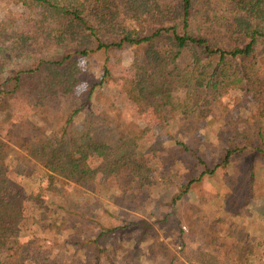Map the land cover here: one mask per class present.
Segmentation results:
<instances>
[{"label": "trees", "instance_id": "trees-1", "mask_svg": "<svg viewBox=\"0 0 264 264\" xmlns=\"http://www.w3.org/2000/svg\"><path fill=\"white\" fill-rule=\"evenodd\" d=\"M16 2L28 15L0 23V264H67L61 254L35 246V236L18 242L27 221V198L9 171L11 145L7 138L13 103L36 110L46 101L74 96L79 59L95 53L108 55L125 46L132 48L134 74L122 81L121 96L130 107L150 113L164 124L180 120L195 128L230 93L240 95V110L246 106L254 109L248 119H236V132L217 159L183 147L187 159L181 192L163 207L157 205L159 213L161 208L172 210L193 185L218 168L231 170V192L224 204L234 201L236 215L241 217L256 198L264 197V178L254 169V162L264 159V77L260 71L264 0ZM92 96L90 88L60 124L45 123L40 134L16 143L40 162L49 187L55 185L54 178H60L88 190L95 187L101 174L136 210L140 199L130 190L163 185L151 179L161 146L157 141L145 145L143 132L125 134L111 123L112 130L104 131L89 117L77 129L76 122ZM90 153L99 159L97 168L88 163ZM165 219L167 212L163 213ZM137 221L142 230L137 242L142 243L151 224ZM184 221L187 225L197 222ZM95 224L98 233L92 241L107 255L104 264H126L115 262L116 252L108 248L122 228L106 230L104 225ZM231 237L218 245L213 236L202 234L194 249H188L183 240L179 252L167 255L166 264H264L257 245L241 242L232 253L228 244Z\"/></svg>", "mask_w": 264, "mask_h": 264}, {"label": "rangeland", "instance_id": "rangeland-1", "mask_svg": "<svg viewBox=\"0 0 264 264\" xmlns=\"http://www.w3.org/2000/svg\"><path fill=\"white\" fill-rule=\"evenodd\" d=\"M27 15V10L16 0H0V23ZM260 64L264 77V59ZM78 68L80 73L74 96L46 101L43 108L36 110L18 102L12 104L13 123L7 138L11 145L8 168L22 185L27 198V221L18 242L24 243L35 236V246L40 244L49 252L61 254L62 262L104 264L107 255L102 254L101 247L96 248L92 241L98 233L95 223H100L106 230L116 226L122 228L108 246L111 253L116 252L114 259L117 263L166 264L167 255L179 252L183 240L188 249H194L202 234L213 236L218 245L231 234L228 244L232 253H236L239 243L245 242L249 246L257 245L263 258L264 197L256 198L241 217L236 215L234 201L224 204L226 194L231 192V170L218 168L213 175L204 176L202 182L193 185L172 210L161 208L159 213L156 209L157 205L163 207L181 192L187 159L183 147L201 151L209 159H217L236 132V119H248L254 109L246 106L240 110V95L230 93L216 105L213 114L195 128L186 127L180 120L164 124L162 119L130 107L121 96L122 81L134 74L133 50L129 46L108 55L95 53L81 58ZM90 88H93V96L76 122L77 129L89 117L104 131L112 130L111 123L125 134L143 132L145 145L157 141L161 146L151 179L163 185L156 184L155 189L146 191L130 190L135 191L140 199L141 205L136 210L113 184L106 183L101 174L97 176L95 187L88 190L60 178H54L55 185L49 187L46 171L40 162L30 158L16 143L19 140L18 144H21V139L29 140L40 134L39 129L45 127V123L60 124L81 102L79 97L86 96ZM88 163L97 168L99 159L90 153ZM233 164L236 166V161ZM254 169L263 179L264 159L256 160ZM164 212H167V219L162 220ZM138 219L151 224L142 243L137 242L142 232ZM184 219L197 222L195 225L188 222L187 225ZM133 223L135 225H131Z\"/></svg>", "mask_w": 264, "mask_h": 264}]
</instances>
